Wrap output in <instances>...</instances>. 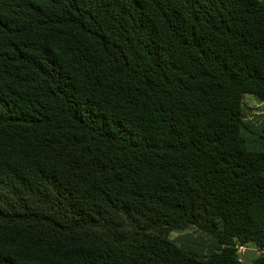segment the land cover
I'll use <instances>...</instances> for the list:
<instances>
[{"label": "trees", "instance_id": "1", "mask_svg": "<svg viewBox=\"0 0 264 264\" xmlns=\"http://www.w3.org/2000/svg\"><path fill=\"white\" fill-rule=\"evenodd\" d=\"M245 94L264 0H0V264H264Z\"/></svg>", "mask_w": 264, "mask_h": 264}, {"label": "rangeland", "instance_id": "2", "mask_svg": "<svg viewBox=\"0 0 264 264\" xmlns=\"http://www.w3.org/2000/svg\"><path fill=\"white\" fill-rule=\"evenodd\" d=\"M243 108L245 113V119L249 120L254 127H261L264 129V101H259L252 94H245L243 97ZM264 134V133H263ZM260 142L264 144V138L260 139ZM171 238L178 239L184 244H190L195 246V248L202 249L206 247L205 245L209 243V239L206 235H202L198 230L191 227H187L185 230L180 232L171 233ZM241 257L243 260H250L251 257L257 254L256 249L251 245H245L241 251Z\"/></svg>", "mask_w": 264, "mask_h": 264}, {"label": "built area", "instance_id": "3", "mask_svg": "<svg viewBox=\"0 0 264 264\" xmlns=\"http://www.w3.org/2000/svg\"><path fill=\"white\" fill-rule=\"evenodd\" d=\"M243 247H244V246H240V247H238V254H239L240 259L242 258V257H241V254H242L241 251L243 250ZM262 253L264 254V248H263V250H262Z\"/></svg>", "mask_w": 264, "mask_h": 264}, {"label": "crops", "instance_id": "4", "mask_svg": "<svg viewBox=\"0 0 264 264\" xmlns=\"http://www.w3.org/2000/svg\"><path fill=\"white\" fill-rule=\"evenodd\" d=\"M260 129V128H259Z\"/></svg>", "mask_w": 264, "mask_h": 264}]
</instances>
